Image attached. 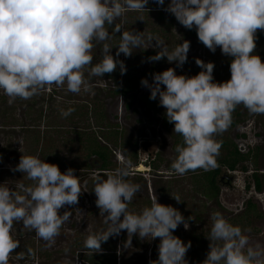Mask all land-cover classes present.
I'll return each instance as SVG.
<instances>
[{
	"label": "clouds",
	"instance_id": "1",
	"mask_svg": "<svg viewBox=\"0 0 264 264\" xmlns=\"http://www.w3.org/2000/svg\"><path fill=\"white\" fill-rule=\"evenodd\" d=\"M163 6L165 0H154ZM149 0H0V91L8 103L18 98L28 100L53 85L68 92H92V77H102L120 69L127 71L121 54L130 57L134 49L146 42L156 49L150 62L167 58L182 67L188 58L190 41L183 40L169 49L157 34L145 31H125L117 23L129 11H149ZM164 11L188 30L195 29L198 41L215 53L219 48L231 57L230 79L215 82L214 63L196 58L201 71L193 76L177 74L175 68L153 73V82L142 78L141 85L150 90L151 100L159 99L165 116L174 125L173 132L182 141L175 146L176 156L171 169L180 175L217 167L220 143L215 139L232 123V113L243 106L250 114L264 115V60L255 53L256 33L264 31V0H170ZM142 21V20H141ZM122 33L119 43L112 46L109 31ZM154 42V43H153ZM101 45L102 59L93 63L92 50ZM116 48L115 57L112 49ZM87 72V76L85 73ZM75 111L60 109L62 117ZM130 161L106 174L93 177L95 204L106 227L89 232L84 247L91 254L102 252V243L110 237L127 232L124 247L132 245V237L141 240L159 238L158 259L149 264H188L186 254L191 242L184 243L173 233L189 221L175 207L158 202L155 196L150 206L139 212L129 210L140 185L128 179ZM31 183L14 188L0 184V264H9L10 256L20 246L14 239V223L51 247L62 226L71 218V211L60 209L79 203L83 190L75 170L61 171L35 155L22 154L11 168ZM173 197V196H172ZM181 202L179 196L173 197ZM206 238L209 251L202 264H264V244L253 242L251 228L230 223L215 211ZM150 238V239H149ZM32 254V249H28ZM68 249H65L67 252ZM119 254V251H118ZM24 253H17L18 259Z\"/></svg>",
	"mask_w": 264,
	"mask_h": 264
},
{
	"label": "rangeland",
	"instance_id": "2",
	"mask_svg": "<svg viewBox=\"0 0 264 264\" xmlns=\"http://www.w3.org/2000/svg\"><path fill=\"white\" fill-rule=\"evenodd\" d=\"M169 2L170 0H165L164 5L161 7L154 0H149L146 7L150 12L146 10L142 12L129 11L117 23H121L122 30L127 31V21L130 20L133 25V23L143 21L145 18H151L152 20V17L156 16L155 13L164 10ZM178 25L180 26L181 24L178 23ZM182 28V26L178 27L179 31ZM133 30L139 31L140 28L133 25ZM109 31L112 35V39L109 42L112 46H116L119 43V36L122 33L112 32L111 28H109ZM187 41H190V50L188 52L187 62L183 65L186 68L185 73L196 75L201 71V68L195 63V59L199 58L205 63H214L213 77L215 82H224L230 79L231 74L228 72L230 68L227 69L225 67L229 57L223 55L219 48L213 53L202 43L199 44L194 39L188 38ZM150 46L146 42L145 47L150 48ZM140 49H134L132 55ZM112 50L115 51H112L115 54L116 48L114 47ZM258 52H264V47L256 46L255 53L257 54ZM120 58L123 60L125 56L121 54ZM174 65L178 74L179 69L176 64ZM141 66V69L146 70V68H149L150 63L143 61ZM92 78L94 84L92 87L99 86L100 88H105L106 86L112 88L113 86L111 80H106L104 77ZM152 82L153 79H150L149 83ZM53 89H57L59 93L56 95L61 98L65 97L66 101L70 100L68 97L73 96L71 92L67 91L66 86L57 87L53 85L43 90L40 94L28 99V101H32L37 106L36 110L40 111L43 103L48 102L47 99L44 101V98H46L44 95L48 97L51 95L49 92ZM94 94V92L84 93L81 91L79 93V103L82 104L83 101L87 102L93 98ZM107 94L103 97L104 102L108 100L109 96ZM74 95L75 97L77 96V94ZM102 95L103 93H101ZM147 95H150V90L142 87L136 90V92L131 93V96L126 100L116 98H110L108 100L110 105L109 111L115 120L114 122L119 124L121 126L120 128L124 131V146L114 152L113 161L116 165L114 169L108 170V172H100L96 165H93L90 169L84 168L80 162L81 157L78 154H74V150L70 151L69 149H65L66 147L72 149L69 143L68 145L64 144L65 148H62L60 141L64 124L63 122H60V124L57 123L55 117L47 118L46 120L34 119L32 122L29 121V125L38 126L35 133H33L34 128L30 126L32 131L31 137H25L22 132L15 134V120L21 121L27 100H21V104L16 105L15 110V102L9 104L8 97L0 91V184L6 183L7 186L14 188L19 183H24L25 185L31 183L23 178L22 173L11 171V168H14L19 163L21 155L24 154L35 155L48 163L57 164L62 172L66 170L65 168H68V161H70V164L74 163L76 166L72 169H75V174L80 177L83 190L78 204L71 207L65 206L60 209V214H63L62 212L64 210L66 211L67 208L68 211L72 212V215L70 220L62 226L60 235L55 240V244L48 247L47 242L36 236L39 248L42 249L43 253H48L51 258L47 260L39 259L35 264H80L78 259L76 260L75 256L70 253L71 249L75 251L74 242L83 243L89 232H98L106 227L104 217L100 216L99 209L95 204L96 196L94 191H92L93 177L99 174L106 178L107 173L113 172L122 166L127 159V161L131 162L132 160L133 162L128 169V179L140 185V191L134 196L131 204H129L130 211L139 212L145 206H150L152 199L157 196L159 203L177 208L186 219L190 216L192 217L193 220L189 221V228L187 230L181 224L173 233L184 243L191 242V247L185 257L188 264H202V261L206 258L207 252L209 251V241L206 236L211 227V214L215 211L221 212L233 225H238L242 229L251 228L252 231L245 234L253 242L264 244V186L261 193H255L251 178L252 172L255 170L264 176V115L250 114L242 105L238 106L237 108L240 114H243L244 122L248 119L250 120L240 125L237 129L227 128L223 133L215 137L221 145L218 157L223 156L225 151L222 143L227 140L230 142L235 141L238 146L247 150L259 146L261 147V156L258 158L256 166L253 165L251 160L245 164L248 168L247 173L239 171L241 164L238 165V172L233 174L234 176L232 175L235 181V187L230 189L232 195L228 196L224 194L221 197V194H219L214 198L215 193L210 186V175H205L204 170L190 171L180 175L171 169V163L176 156L173 145L176 137L179 135L173 132L174 125L167 121L165 109L159 106L158 98L152 100V105L161 114L155 112L156 110L153 107L150 108L151 106L148 107L145 105L141 98ZM3 97L5 101L2 100ZM125 101L131 103V109L123 110L120 113L122 107L125 106ZM49 106L48 104L44 106V109L48 113ZM58 126L60 127L57 128ZM44 127L47 130L45 129L46 131L41 133ZM46 133L50 137L52 136L51 133H53V139L49 140ZM145 144L147 146L150 144L147 153L143 149V145ZM136 152L139 153L141 162H152L156 169L149 170L145 166H142L140 170L136 168L134 164V154ZM50 154H53V156H48ZM125 155L127 159H125ZM224 169H222L223 176L227 173V170ZM245 186L248 188L247 191L243 190ZM221 187L222 191L226 189L225 184H222ZM172 196H179L182 201L177 202ZM221 198L224 199L222 200ZM248 200L256 206V214H245V204ZM241 205L244 208L243 212L240 213L239 211V214H236L237 210L234 207L240 210ZM75 224L77 225L76 232L74 230ZM20 233L15 230L14 223L12 235L14 239L19 241L20 246L10 256L9 264H33L31 259L25 257L23 259L17 258V253L22 252L24 241L22 235L25 233L24 229H21ZM126 240V231H122L118 236L109 238V242L113 245L112 247L117 249L119 264H149L150 260L158 259L159 238L155 240H141L138 236L134 235L132 237V245L128 248L124 247ZM120 241H123V243L121 244ZM66 248L68 249L67 252H65Z\"/></svg>",
	"mask_w": 264,
	"mask_h": 264
},
{
	"label": "trees",
	"instance_id": "3",
	"mask_svg": "<svg viewBox=\"0 0 264 264\" xmlns=\"http://www.w3.org/2000/svg\"><path fill=\"white\" fill-rule=\"evenodd\" d=\"M150 12V11H148ZM155 17L145 18V20L140 21L138 23H133L140 28V32L144 31L146 33H153L159 35L165 43L168 45L169 49L175 48L179 45L183 40H187L188 38H194L198 41V37L196 34L195 29L188 30L184 28L182 25H178V21L175 19L174 15L168 12H161L158 11L155 13ZM138 21V20H137ZM127 31L133 30V25L129 21H127ZM177 23V25H176ZM183 27L180 31L178 27ZM256 46L261 47L264 44V34L260 32V30L256 33ZM199 42V41H198ZM108 43H110L108 41ZM154 43V42H153ZM111 44V43H110ZM101 45L97 44L92 50V55L94 57L93 63H98L102 59L101 55ZM113 51V50H112ZM156 49L150 47L148 50L140 49L136 51L132 57H125L122 61H124L126 65V73L121 75L119 67H117L116 71L111 74H105L103 77L106 80H111L113 83L114 89L110 91L111 94L114 95H127V93L134 92L142 87L141 80L142 78L153 79L152 74L162 72L170 67L174 68L175 63H169L167 58H163L159 61H152L148 60V57L154 56L156 54ZM115 52V51H113ZM112 52V55L115 57V54ZM121 60L120 56L117 58ZM231 57H229V64L231 62ZM150 63L149 68L146 70L141 69L142 62ZM178 74H184L188 76H193L192 74L185 73V66L178 67ZM102 78V77H100ZM94 89V87H93ZM107 87L96 89V93L98 97H93L90 100H101L97 101V103H87L86 104H72V101L61 100V97L58 95L53 94L51 98L44 95V101L47 99L48 102H44L41 110H36V105L33 104L32 101H26L25 112L22 115L21 121L15 120V134L22 132V134L27 137H31L32 131L30 126L34 128L33 133H35L37 125H29V121H34V119H43L46 120L47 118L55 117L57 123L63 122L64 129L69 128L68 130H64L62 127V137H61V146L65 148V145L69 143V147L65 149H69L70 151L74 150V154H78L82 158L81 164L84 168L90 169L94 162H98L96 167L98 166V170L102 172H108V170L114 169L115 162L113 161V149H119L124 146L123 136L124 131L119 129V127H112L108 125V119L105 115V106L103 105L102 101L103 98L101 93L107 91ZM90 95V94H89ZM70 100L79 99V94L76 97H68ZM102 98V99H101ZM3 101L4 97L2 98ZM22 99H17L15 101V110L16 105L21 104ZM150 102V99L148 100ZM48 104L49 106V113L47 110L44 109V106ZM150 104V103H149ZM93 105L94 109H88L90 106ZM72 107L75 111L68 117H62L60 114V109H65ZM35 110V111H34ZM237 108L232 113V123L228 127L229 129L235 128L239 122L241 121L240 116L241 114L237 112ZM16 112V111H15ZM236 112V114H235ZM34 123V122H33ZM96 126L99 128L98 131L92 129V126ZM75 125L78 126L79 129L75 130ZM61 126V125H60ZM58 126L57 128H59ZM47 128L44 127V130L41 131L43 133L46 131ZM27 130V131H26ZM50 130V129H49ZM26 133V134H25ZM29 133V134H28ZM52 136L48 139H53ZM59 134V132H58ZM16 137V136H15ZM55 140V139H54ZM53 140V141H54ZM57 140V139H56ZM182 138L178 136L175 146L178 143H181ZM65 144V145H64ZM64 145V147H63ZM111 146V148H110ZM222 147L224 148L223 156L217 157V167L212 171H207L206 175H210V186L215 193L216 198L219 195V184L217 181L218 176L221 173V169L225 168L228 171H235L237 170L238 165L245 163L246 161L251 160L253 165L256 166L258 158L261 156V149L257 148L254 150L253 155H242L238 148L235 146L234 142L224 141L222 143ZM74 148V149H73ZM135 155V166L138 165V155ZM48 156H53L50 154ZM57 161V160H55ZM132 162V160H131ZM69 166L68 168H74L76 165L74 163L70 164L68 161ZM133 163V162H132ZM68 168H65L66 170ZM243 170H247L246 167H242ZM75 170V169H74ZM264 177L255 170L253 174V182L255 185V189L257 192H262L264 186ZM246 215L256 214V206L251 202L248 203L246 208ZM241 219V218H239ZM249 219V218H247ZM21 229H24V235H22L24 241L22 245V252L25 254L24 257L31 259L32 263L35 264L39 259H49L51 258L48 253H43L42 249L39 248L38 243L36 241V234L34 231H30L27 228H24L22 223L17 222L15 223V230L21 232ZM21 234V233H20ZM121 244L123 241H120ZM76 243V244H75ZM148 244V242H147ZM146 244V245H147ZM113 245L109 242V240L105 243H102V252L100 253H93L91 254L89 250L84 247L83 243L74 242L75 251L71 249L70 253L75 256L76 259L83 262L84 264H119V257L117 255V249L112 247ZM32 249V254H28V249Z\"/></svg>",
	"mask_w": 264,
	"mask_h": 264
},
{
	"label": "flooded vegetation",
	"instance_id": "4",
	"mask_svg": "<svg viewBox=\"0 0 264 264\" xmlns=\"http://www.w3.org/2000/svg\"><path fill=\"white\" fill-rule=\"evenodd\" d=\"M161 12H165L164 10H162ZM262 34H264V31H260ZM192 40L194 39V38H191ZM194 40H196V39H194ZM197 41V40H196ZM198 42V41H197ZM199 44H201L200 42H198ZM263 47H264V44L262 45ZM257 55H259V56H261L262 57V60H264V52H258L257 53ZM225 67L227 68V69H229L230 68V64H229V59H228V61L226 62V65H225ZM228 72H229V74H230V70H228ZM85 75L87 76V72L85 73ZM93 78H91V84L92 85H94L93 84V80H92ZM99 86H94V89L92 90V92H94L95 94H94V98L95 97H98V95H97V93H96V89L98 88ZM106 87V86H105ZM143 87V86H142ZM141 87V88H142ZM93 88V87H92ZM107 91H105V92H103V95H102V98L104 97V95H106L107 93V95L109 96L108 97V100L110 99V98H116V99H121V100H126V99H128L130 96H131V93H133V92H131V93H127V95H114V94H111L110 93V91H112L113 89H114V87L112 86V88H109V87H107ZM134 92H136V91H134ZM51 95H49V97L51 98L52 96H54L53 94H57V93H59V91L57 90V89H53L52 91H50L49 92ZM74 97H75V95H74V93H71ZM72 96V97H73ZM71 97V96H70ZM149 97H150V95H147V96H143L142 98H141V100L145 103V105L146 106H148V107H150V108H154L156 111L155 112H157L158 114H161V113H159L158 112V110L156 109V107L155 106H153L152 105V100L150 99V102H148V100H149ZM101 98V99H102ZM64 99H66L65 97H62L61 98V100H64ZM98 99H100V97H98ZM108 100L106 101V102H104V101H102V103H103V105L105 106V115H106V118L108 119V125L109 126H112V127H119V129H122V128H120L121 126L119 125V124H117V123H115L114 121V118L111 116V114H110V109H109V107H110V105H109V103H108ZM69 101H72V104L73 103H75V104H78L79 103V101H80V99H74V100H69ZM97 101H101V100H88L87 101V103L89 104V103H92V102H94V103H97ZM84 103H86V101H83V103L82 104H84ZM150 103V104H149ZM130 106H131V103L130 102H128V101H125V106L124 107H122V109L120 110V113L124 110H126V109H129L130 108ZM95 107L93 106V105H91L90 106V108H88L89 110L90 109H94ZM131 109V108H130ZM129 109V110H130ZM153 109V110H154ZM238 109V108H237ZM237 112H239V109L237 110ZM240 113V112H239ZM235 114H236V112H235ZM243 116V114L240 116V119H241V121L239 122V124L235 127V128H233V129H237L240 125H242V124H244V123H247L250 119H248L247 121H245L244 122V118L242 117ZM243 120V121H242ZM80 128V127H79ZM78 128V126H76L75 125V130H77V129H79ZM69 128H67V129H65V130H68ZM92 129L93 130H95V131H98L99 130V128L96 126V124H94V126H92ZM123 130V129H122ZM177 138H178V136L176 137V140H177ZM242 138V137H241ZM176 140H175V142H176ZM175 142H174V145H175ZM234 144H235V146L238 148V150L240 151V153L242 154V155H253L252 153H254V150L255 149H257V148H260L261 149V147H259V146H257V147H255V148H252V149H243L242 147H240V146H238L237 144H236V142L234 141ZM174 145H173V149H174ZM149 146H150V144L147 146L146 144L145 145H143V149H144V152L145 153H147L148 152V148H149ZM110 148H111V146H110ZM115 150H117L116 148L115 149H113V152H112V155H115ZM119 150V149H118ZM137 153V155H138V165H136L135 167L136 168H138L139 170L141 169V167L142 166H145L146 168H148L149 170H152V169H156L155 167H154V165L152 164V162L151 163H143V162H141L140 161V158H139V153L138 152H136ZM174 153H175V150H174ZM175 155H176V153H175ZM114 159V158H113ZM125 159H127L126 158V155H125ZM128 160V159H127ZM80 161H82V158H80ZM83 162V161H82ZM248 161H246L245 163H243V164H241V169H239V171H241V172H243V173H247L248 172V168L245 166V164L247 163ZM98 162L96 161V162H94V164H92V166L93 165H98L97 164ZM132 163V162H131ZM246 167V169L247 170H243L242 169V167ZM140 167V168H139ZM238 168V167H237ZM87 169V168H86ZM223 169V168H222ZM222 169H221V173H220V175L218 176V178H217V181H218V184H219V194H221V197H223V195L224 194H227L228 196L229 195H232V193H230V189L231 188H234L235 187V181H234V179H233V174H235L236 172H238V169L237 170H235V171H228L227 170V173H225V175L223 176L222 175ZM198 170H200V169H198ZM214 170V169H213ZM224 170H226V169H224ZM66 171V170H65ZM212 171V170H211ZM100 172H102V171H100ZM106 172V171H105ZM190 172V171H189ZM192 172H194V171H192ZM206 172L207 171H205L204 173H205V175H206ZM254 172L255 171H253L252 172V176H251V178H252V181H253V174H254ZM259 173V172H258ZM229 174H230V176H229ZM233 175V176H232ZM263 176V175H262ZM264 177V176H263ZM222 184H225V187H226V189L224 190V191H222ZM253 187H254V189H255V185H254V182H253ZM251 189V188H250ZM243 190H248V188L245 186L244 188H243ZM232 192V191H231ZM255 193H259V192H257L256 191V189H255ZM261 193V192H260ZM222 200L224 199V198H221ZM249 202H251L250 200H248L247 202H246V206H245V209L247 208V205H248V203ZM253 204V203H252ZM73 208V207H72ZM231 208H233L232 206H231ZM235 208V210H237V212H236V214H239V211H240V213L241 212H243V205H241V207H240V210L239 209H236V207H234ZM65 211V210H64ZM63 211V212H64ZM66 211H68V209L66 208ZM62 212V213H63ZM239 216V215H238ZM77 222V221H76ZM76 225V224H75ZM75 232H76V230H77V225L75 226ZM77 260V259H76ZM79 261V260H78ZM80 262V264L82 263V264H84L83 262H81V261H79Z\"/></svg>",
	"mask_w": 264,
	"mask_h": 264
}]
</instances>
